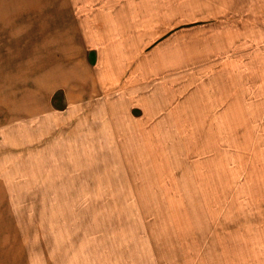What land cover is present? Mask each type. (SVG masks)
Masks as SVG:
<instances>
[{
	"label": "rangeland",
	"instance_id": "374dc122",
	"mask_svg": "<svg viewBox=\"0 0 264 264\" xmlns=\"http://www.w3.org/2000/svg\"><path fill=\"white\" fill-rule=\"evenodd\" d=\"M0 264H264V0H0Z\"/></svg>",
	"mask_w": 264,
	"mask_h": 264
},
{
	"label": "crops",
	"instance_id": "0c3cea01",
	"mask_svg": "<svg viewBox=\"0 0 264 264\" xmlns=\"http://www.w3.org/2000/svg\"><path fill=\"white\" fill-rule=\"evenodd\" d=\"M143 39V38H142ZM141 39V40H142ZM145 39V38H144ZM139 40L133 41V42H129V40L126 41V44L121 48V52L126 54V59L129 60L131 59V55L136 51V50H141L142 47L145 46L144 44V40L143 42ZM138 44V45H137ZM119 47V46H118ZM156 53V52H155ZM126 61V60H125ZM143 62V61H142ZM113 70V69H112ZM130 87V91L128 89L127 93H132L136 96H139V100L136 103H139L141 105L144 104V97L148 94L153 93L152 89L147 86L145 83L137 80V82L135 83H130L129 84ZM130 98H128L126 101H128ZM124 102V101H123Z\"/></svg>",
	"mask_w": 264,
	"mask_h": 264
}]
</instances>
